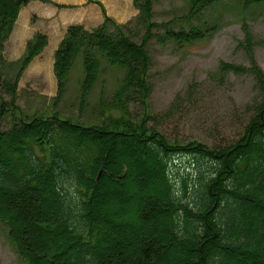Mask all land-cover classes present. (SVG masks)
I'll return each mask as SVG.
<instances>
[{"label": "trees", "instance_id": "1", "mask_svg": "<svg viewBox=\"0 0 264 264\" xmlns=\"http://www.w3.org/2000/svg\"><path fill=\"white\" fill-rule=\"evenodd\" d=\"M29 1L0 0V223L8 227L18 254L29 264H60L67 252L80 264H159V260L161 264H264V189L259 198L252 194L257 186H264V150L259 148L264 143V71L252 52L255 42L247 37L244 44L248 67L222 62L210 74L221 87L232 74L254 78L258 96L250 115L242 114L248 121L241 122L236 136L209 147L202 141L170 140L147 124L154 47L173 43L181 49L203 39L219 23L217 17L207 19L209 7L227 0H184L169 19L161 21L155 19L159 0H135L139 14L126 24L105 17L91 31L71 26L56 55L59 92L49 106L44 105L56 109L48 115L25 113L17 104L18 82L47 38H34L18 61L8 62L3 54L19 12ZM261 1L235 4L245 9ZM192 32L196 37H188ZM71 83L76 92L69 103ZM205 95L188 90L176 101L191 109ZM134 102H139L140 113L132 111ZM4 121L11 125L4 127ZM132 152L137 153L139 165L127 157ZM176 155L190 164L186 175H197L179 185L168 173ZM137 168L145 170L151 181L130 212L128 225L121 213L93 201H99L102 182L118 176L126 180ZM46 185L55 202L39 192ZM253 202L260 208L253 209ZM239 205L252 208L241 211L240 222L217 223L219 216L227 211L233 215ZM159 207L166 210L165 218L154 216ZM141 214L155 217L154 226L139 221ZM23 219L33 227L39 222L54 224L44 231L56 238L54 231L59 230L73 242L65 244L63 252L40 256L34 240L20 234ZM126 226L138 229L136 245L109 252L105 241L116 240L115 234L122 235ZM45 240L40 238L39 244L52 245ZM161 244L170 247L165 256L156 248ZM73 249H77L74 256Z\"/></svg>", "mask_w": 264, "mask_h": 264}, {"label": "rangeland", "instance_id": "2", "mask_svg": "<svg viewBox=\"0 0 264 264\" xmlns=\"http://www.w3.org/2000/svg\"><path fill=\"white\" fill-rule=\"evenodd\" d=\"M32 1L33 3L35 2V0ZM36 1L46 2V0ZM96 1V4L105 10L106 15L113 18L107 14L104 2L101 0ZM183 1L184 0H159L156 6L157 15L155 19L159 21L165 18L169 19L174 9L182 7ZM235 1L238 0H227L225 4H221V6L209 7L207 19L214 16L218 18L219 23L203 39L195 41L192 45L179 49L173 43H169L164 47L156 46L158 45L156 41V43H154L156 47H154L152 54L151 82L153 91L150 97L151 117L147 124L159 130L170 140H196L202 141L209 147H212L236 136L242 128L240 127L241 122L246 123L248 121L247 116L250 115L251 108L258 96L254 78L247 73L232 74L228 83L221 87L220 84L215 82L217 78L214 79L210 76L211 73L217 71L222 62L234 65L241 64L245 67L249 66V61L244 50L247 37H250V39L255 42L254 48L252 46V52H254L256 60L264 71V1L259 2L257 6L252 5L251 7L250 5L245 9L238 7ZM51 2L52 4L55 3L54 0H47L48 5ZM89 2L94 3V0H89ZM55 5L61 7L59 6L61 4L58 5V3H55ZM35 11L37 12L38 10L31 8L27 13L26 23L28 21L30 24L29 27L36 28V31L29 39L26 47L20 45L16 46V41L13 37L12 39L10 37L5 41L3 54L8 62L18 61L25 55L28 44L34 38L38 36H43L44 39L47 38L46 46L42 49L40 54L31 60L18 82L17 104L25 113L37 112L48 115L56 110L53 109V105L47 108H44V105L52 103V98L56 97L59 92L55 64L56 55L63 40L54 52L49 54L48 47L51 43V37L48 35L46 29L49 22L48 19L43 18V14H37ZM137 15L138 12H135L126 22H119L115 18L113 19L119 23L125 24L136 19ZM28 17L31 20H28ZM14 31L16 32V30ZM188 37H196V32L189 33ZM26 39L27 35L24 36L22 42L25 43ZM8 45H10V47H8ZM108 79L111 80L112 76H109ZM188 90L194 91L195 95L201 93L206 94L204 99H200L197 104L190 107L191 109H185L187 106L185 102L176 101L179 95L185 96ZM51 91L52 93H50ZM75 92V86L71 83V95H67L66 99L68 100H66V102H72ZM6 98L9 100V96ZM39 102H41V104H39ZM131 108L134 113L141 112L139 102L131 103ZM245 112L247 116H242ZM151 123L153 125H150ZM10 125L11 121H4V127H9ZM151 147L154 149L155 145ZM255 147H258V144H255ZM259 148L264 150V143H261ZM131 149H133V147H131ZM134 152H132L131 157H127L131 160L134 159L135 163L139 165V158L136 156L137 153ZM158 153L161 157V152L159 150ZM150 157V159H153L152 156ZM179 157L180 156L177 155L174 156L172 163L168 167L171 180L174 184L177 183L178 185L179 181L185 178L188 180L197 176L191 177L190 175H186L189 173L190 164L183 163L182 160L178 159ZM187 157L183 158L186 159ZM121 158L122 160H126L123 154H121ZM143 164L147 166L145 160ZM109 175V173L106 174L107 177H109ZM108 180L109 181L106 180L107 182H102L104 191H101L99 201L95 199L93 202L96 205L105 206L108 208V211L115 214L121 213L123 215L122 221L129 225V214L135 210V205H137V203L139 204V197L143 194L144 189H147L150 185L151 178L145 170H139L137 168V171L129 174L126 180L119 176L109 177ZM194 185L195 182L191 184V186ZM45 187L47 190L45 189L39 192L47 195L50 199L51 193L47 194L48 191L50 192L49 186L46 185ZM263 189L264 186H257L252 194L259 198L262 196ZM34 195L35 194H32V196ZM51 199L54 201L53 196ZM232 204L233 203L230 202V208L233 206ZM73 205L76 206L75 200H73ZM247 207L241 209L239 205L238 208L235 209L233 215L227 211L226 216H219L217 223L222 225L224 223L227 224V221L229 223V220H233L236 224L238 221H241L243 217L242 212L252 208L259 209L260 204L253 202L252 208H249L250 205ZM155 211L156 214L154 216L160 218H165L167 216L164 207H159ZM22 213L24 212L22 211ZM94 215L95 214L92 213L91 216L93 217ZM155 219V217H150L148 214H141L139 221H146L148 227H153ZM20 224L22 226V230L20 231L21 236L30 237L34 240V244H36L39 249L37 254L40 256L49 257L51 256V252L55 254L61 251L63 252L64 248H67L64 247V245L66 244L69 246V243L73 242L72 240L70 242L66 240V236L59 233L61 232L59 230H56V232L54 231V237L56 238L47 234L46 230L44 231L43 227L53 228L54 224L39 222L36 227H33L27 221L25 222V219L19 222V225ZM23 226H25V229ZM137 234V228L133 227L129 229L126 226L122 235L118 233L115 234L117 237L116 240L114 238V240L107 239V241H105V247L110 250L109 252L114 251L113 247L131 248L133 244L135 246L137 243L135 238ZM42 237L44 239L46 238L45 243L50 241L52 245L46 247L42 246L41 243L39 244L40 238ZM156 248L158 249L159 255L164 256V252H169L170 249V247L163 244H161L160 249L158 246ZM74 249L73 256L77 251V249L76 251ZM241 250L243 251L245 249L239 248V251ZM219 255L221 258V252ZM67 256H70V258ZM67 256L65 255L64 257V255H61L59 263L69 264L70 261H73L74 263L71 262V264H80L77 259L71 256V252H67ZM173 256L175 257L174 254ZM240 260V258H237V261ZM161 261L163 262V260ZM161 261L159 260L158 263L161 264ZM0 264H29L18 254L9 237L8 227L5 223H0ZM254 264L262 263L257 261V263Z\"/></svg>", "mask_w": 264, "mask_h": 264}, {"label": "crops", "instance_id": "3", "mask_svg": "<svg viewBox=\"0 0 264 264\" xmlns=\"http://www.w3.org/2000/svg\"><path fill=\"white\" fill-rule=\"evenodd\" d=\"M55 3L61 4L58 7L54 4L42 1H33L23 9L18 19L15 30L13 32V39L16 41V46H25L27 45L29 39L32 37L36 28H30L27 21V13L29 9H37L35 13L41 15L43 18L48 19L49 25L46 27L48 35L51 37V43L48 47L49 54L54 52L57 46L63 40V37L66 34L67 29L72 24H84L88 28L95 27L99 25L103 19L102 9L98 4L89 2V0H54ZM105 4L107 14L115 18L119 22H126L129 20V17L137 12V9L134 7V0H101ZM63 4V5H62ZM28 20L29 19L28 17ZM26 23V24H25ZM27 35V39L22 42L24 36ZM11 37V39H12ZM10 39V42H11ZM10 44V43H9ZM10 47V45H8ZM24 47V49H25ZM52 93V91L50 92Z\"/></svg>", "mask_w": 264, "mask_h": 264}]
</instances>
